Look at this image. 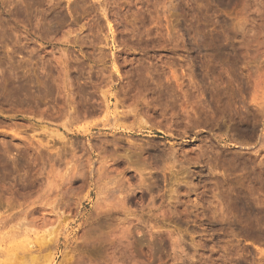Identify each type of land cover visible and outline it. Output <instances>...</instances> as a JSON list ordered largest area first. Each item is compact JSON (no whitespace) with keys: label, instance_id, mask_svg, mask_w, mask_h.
Masks as SVG:
<instances>
[{"label":"rangeland","instance_id":"374dc122","mask_svg":"<svg viewBox=\"0 0 264 264\" xmlns=\"http://www.w3.org/2000/svg\"><path fill=\"white\" fill-rule=\"evenodd\" d=\"M0 264H264V0H0Z\"/></svg>","mask_w":264,"mask_h":264}]
</instances>
